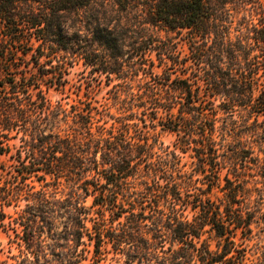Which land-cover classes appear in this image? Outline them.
Returning a JSON list of instances; mask_svg holds the SVG:
<instances>
[{
  "label": "trees",
  "instance_id": "trees-1",
  "mask_svg": "<svg viewBox=\"0 0 264 264\" xmlns=\"http://www.w3.org/2000/svg\"><path fill=\"white\" fill-rule=\"evenodd\" d=\"M91 2L0 0V159L10 162L0 161V227L10 219L28 245L38 221L59 218L76 245L85 236L98 257L110 245L125 264H243L251 224L264 227V0H141L147 29L184 41L183 54L173 37L157 44L84 18ZM58 52L107 79L141 73V106L161 110L159 125L192 153L191 173L176 155H156L145 122L106 128L83 104L67 125L42 90L62 84L42 69ZM20 133L16 148L9 142ZM46 177L75 185L96 217L78 199L48 196ZM20 201L15 217L4 212Z\"/></svg>",
  "mask_w": 264,
  "mask_h": 264
},
{
  "label": "rangeland",
  "instance_id": "rangeland-1",
  "mask_svg": "<svg viewBox=\"0 0 264 264\" xmlns=\"http://www.w3.org/2000/svg\"><path fill=\"white\" fill-rule=\"evenodd\" d=\"M140 3L141 0H131V6L125 11H120L114 0H93L87 8L80 11V15L91 20L96 19L100 23L104 21L110 26L127 27L132 32L131 36L136 38H145L153 34L163 42H157V44H169L168 39L173 37L172 34L152 32L151 29H147V25L143 23L146 10ZM81 33L87 36L86 31L82 30ZM169 40L176 43L178 52L183 54L187 51L184 41L176 37ZM63 56V52H58L57 56L49 59L42 66V69H47L48 77L60 78L62 84L48 87V89L42 85V90L53 110H56L58 106L65 110L66 115L69 116L67 125L71 121V107L78 108L83 104H88L93 108L92 113L95 118L93 122L98 121L96 125L105 123L104 127L106 128L112 126L117 129L121 123H135L139 128H143L145 122L146 127L143 130L149 134L148 142L154 143L156 155L170 162L173 154L176 155L179 160L178 169L186 174L191 173L195 161L190 156L192 153L190 151L180 152L176 145L177 136L175 133L163 130L159 125V117H163L161 110H157V113L154 114L147 104L141 106V102L146 100L143 96L142 82L144 79L141 73L132 77L128 76L125 79L110 75L107 79L105 75L91 70V67L86 65L80 56L66 55V58ZM151 58L157 64L155 52L151 54ZM154 71L159 72V69L154 68ZM61 117L62 114L58 116V119ZM67 125L60 122L59 129L70 132ZM93 132L95 133V129ZM20 136L21 133L17 139H13L9 143L17 148L21 144ZM7 160V157L0 159L1 163L5 165L10 163ZM46 182L50 184H46L44 187L43 183H35L36 189L43 187L42 189L48 196L61 201L78 199L81 205L90 210L89 216L96 217L90 208L91 198L83 199L75 185L67 182L64 178L56 180L53 177L51 179L46 177ZM23 204L24 202L20 201L17 207L12 205L4 207V212L8 216L15 217V212L21 209ZM9 220L4 221L5 228L0 227V264H68L69 262L71 264H125V257L122 254H117L110 245L102 244L99 257L94 255L92 242H89L85 236L82 237L79 245H76L72 236L68 235L70 227L65 228L63 219H48V223L38 221L33 226L38 235H35L28 245L20 238L21 236H16L11 230L12 226L9 225ZM85 225L89 230L92 227L90 222H86ZM20 229L19 227V235L22 234ZM251 229L250 237L243 242L245 250L243 264H264L263 224H251ZM207 236L208 234H204L202 238ZM164 240L167 247L168 239ZM211 243L213 246V242Z\"/></svg>",
  "mask_w": 264,
  "mask_h": 264
}]
</instances>
